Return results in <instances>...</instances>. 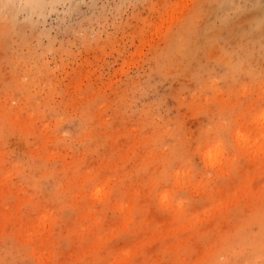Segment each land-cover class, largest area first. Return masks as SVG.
Instances as JSON below:
<instances>
[{"label": "rangeland", "instance_id": "1", "mask_svg": "<svg viewBox=\"0 0 264 264\" xmlns=\"http://www.w3.org/2000/svg\"><path fill=\"white\" fill-rule=\"evenodd\" d=\"M14 1L0 264H264V0Z\"/></svg>", "mask_w": 264, "mask_h": 264}, {"label": "bare ground", "instance_id": "2", "mask_svg": "<svg viewBox=\"0 0 264 264\" xmlns=\"http://www.w3.org/2000/svg\"><path fill=\"white\" fill-rule=\"evenodd\" d=\"M8 1L11 2L12 0H0V5L3 3L4 5H3V4H2V5L6 7L5 4H6V2H8ZM21 1H22L24 4H29V5H30V4H34V3H38V2H40V0H20V2H21ZM9 2H8V3H9ZM14 2H15V1H14ZM14 2H13V3H14ZM16 2H17V0H16ZM16 2H15V3H16ZM8 3H7V5H8ZM18 3H19V2H18ZM0 7H1V6H0Z\"/></svg>", "mask_w": 264, "mask_h": 264}]
</instances>
